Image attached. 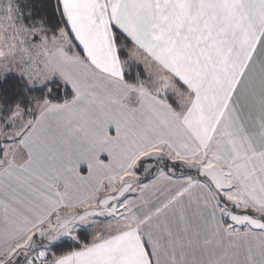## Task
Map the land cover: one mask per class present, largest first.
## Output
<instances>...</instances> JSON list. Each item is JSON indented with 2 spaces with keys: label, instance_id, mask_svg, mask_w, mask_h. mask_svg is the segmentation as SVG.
Listing matches in <instances>:
<instances>
[{
  "label": "snow or ice",
  "instance_id": "obj_1",
  "mask_svg": "<svg viewBox=\"0 0 264 264\" xmlns=\"http://www.w3.org/2000/svg\"><path fill=\"white\" fill-rule=\"evenodd\" d=\"M0 264H264V0H0Z\"/></svg>",
  "mask_w": 264,
  "mask_h": 264
}]
</instances>
